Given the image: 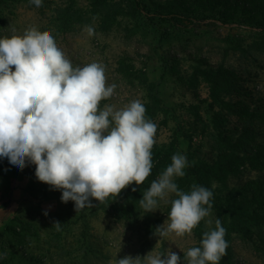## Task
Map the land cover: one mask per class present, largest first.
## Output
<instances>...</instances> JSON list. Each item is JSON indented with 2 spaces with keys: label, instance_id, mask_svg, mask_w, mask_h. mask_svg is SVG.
Here are the masks:
<instances>
[{
  "label": "rangeland",
  "instance_id": "obj_1",
  "mask_svg": "<svg viewBox=\"0 0 264 264\" xmlns=\"http://www.w3.org/2000/svg\"><path fill=\"white\" fill-rule=\"evenodd\" d=\"M259 1L264 5V0ZM145 2L154 9L187 8L216 18L185 22L179 27L180 33L159 45L155 31L136 19L131 0H41L39 10L28 7V0H0V37H22L34 28L39 34H51L73 66L101 63L106 84H115L116 89L99 106L121 108L139 100L145 117L156 125L151 152L156 147L168 156L183 154L189 164L218 166L221 154L227 160L230 156L236 159L238 154L226 138L234 142L244 128L250 127L255 133L247 148L254 153L264 143V116H260L264 113V32L238 20L249 17L264 23V9L252 14L242 9L227 10L229 5L224 4L210 13L203 8L204 0ZM68 8L71 19L66 22ZM222 13H233L235 23H223ZM85 25L93 27L91 37L83 31ZM220 69L225 71L230 87L220 90V98H216L213 82L206 74L217 76ZM157 82L162 108L152 101V86ZM242 108L246 112L240 114ZM170 162L165 158V168ZM34 170V165H26L13 171L0 163V207L8 206V222L0 226V254L6 253L0 264H115L125 255L143 258L152 250L156 254L166 249L182 260L187 249L199 246L203 232L214 229L216 219L230 239L231 264H264V225L249 221L241 233L233 230L232 223L234 209L243 211L248 206L246 184L264 180V169L250 163L229 173L224 182L208 183L207 189L218 197L219 214L211 210L191 235L164 238L153 232L167 220L174 197L158 200L154 212L149 213L138 202L153 178L142 182L132 216L116 218L113 211L102 207L106 204L113 209L116 199L124 209L126 202L117 196L101 202L92 200V207L85 212L76 211L60 201V191L37 181ZM183 177L175 178V183ZM254 209L250 204L248 211ZM21 221L31 229L21 227ZM57 221L61 223L59 230L53 227ZM9 227L21 229V238L12 237Z\"/></svg>",
  "mask_w": 264,
  "mask_h": 264
},
{
  "label": "clouds",
  "instance_id": "obj_2",
  "mask_svg": "<svg viewBox=\"0 0 264 264\" xmlns=\"http://www.w3.org/2000/svg\"><path fill=\"white\" fill-rule=\"evenodd\" d=\"M28 7L39 10L41 0H28ZM83 31L94 34L90 25ZM104 72L98 62L73 66L49 33L32 28L22 37H0V163L13 171L34 165L36 180L60 191V201H71L76 211L140 185L152 168L156 125L139 100L121 108L99 106L116 89L106 84ZM188 166L183 154L172 155L138 200L149 213L158 200L174 197L166 223L154 229L158 238L191 235L210 214L209 189L193 184L185 192L175 183ZM60 226L53 223L56 230ZM224 235L216 219L214 229L203 232L199 246L187 249L182 260L166 249L143 258L125 255L115 264H218L228 247Z\"/></svg>",
  "mask_w": 264,
  "mask_h": 264
},
{
  "label": "trees",
  "instance_id": "obj_3",
  "mask_svg": "<svg viewBox=\"0 0 264 264\" xmlns=\"http://www.w3.org/2000/svg\"><path fill=\"white\" fill-rule=\"evenodd\" d=\"M7 0H1V2ZM8 1H20V0H8ZM205 5L203 8L205 11L212 13L213 10H216L217 6L227 4V10H236L242 9L244 12L250 13H257L263 12L264 5L259 0H204ZM131 9L135 13L136 19L141 22V24L145 28H149L155 31L156 35L158 36L159 45L164 42L165 40L169 39L172 34L180 33L179 27L183 26L185 22L189 24H194L196 20L206 19V18H216L213 14L205 15L201 12H195L193 9L184 10L175 9L172 6L169 7H161L158 6L155 9L151 8L145 0H131ZM251 4H255V7H252ZM227 10L225 12H227ZM70 12L71 8H68L66 12L65 21H70ZM221 12V11H219ZM223 23H235L233 18V13L230 15H226V13H222ZM229 18L230 21H227ZM239 23L243 24L246 23L249 26L258 28L263 30L264 32V23H256L251 21L248 17H242L238 20ZM207 77L213 82V94L216 95V98H220L218 93L220 90L227 89L230 87V82L226 79V74L223 69H220L217 76H214L212 73H207ZM160 82L154 83L152 86L153 98L152 101L156 106L159 108L163 107L162 99L160 98ZM245 109H239V113H244ZM246 112V111H245ZM261 117L264 116V113L260 115ZM255 130L246 127L244 128L241 136L238 137L236 141H231L230 139L226 138V141L238 151L236 155V159L229 157L227 160V156L225 154H221L220 156V164L218 166H210L207 163H200V164H190L188 166V170L186 176L182 179L177 180L176 184L181 190H185L186 188H190L192 182L197 185L203 186L207 188L208 183L211 180H218L220 182H224L227 178L229 173H236L239 171V168L247 163H250L252 166L264 169V143H261L257 146L254 153H251L247 146L248 140L252 138L254 135ZM244 154V155H243ZM165 158L171 159V156L164 154L162 151L158 150L156 147L151 152V160H152V168L150 170V174L146 177L145 181L148 178H153L155 180V176L158 173H162L165 169ZM252 161H257V164H253ZM6 164V163H5ZM26 165H29L26 163ZM230 166L232 169H230ZM237 167L236 169H234ZM142 184V183H141ZM140 185H135L134 183L125 187L120 193L116 196L119 200H123L126 202V207L122 209L121 205L117 202L116 199H113L114 208L111 209L109 205L104 204L103 209L105 211H113L114 216L116 218H123V217H131L135 203L134 201L137 199L139 195V190L141 188ZM135 188V191L132 189ZM247 196L245 206H247L243 211L241 209H234L233 211V230L235 232H244L245 224L249 221L259 222L260 224L264 225V211L259 212L258 209L264 210V180L252 181L245 186ZM113 198L114 196H110ZM251 197V198H249ZM211 210L216 211L217 214L220 212V204L218 201V197H216L212 193L211 197ZM254 205L255 209L253 211H248L249 206ZM67 206L74 208V205L71 201L66 203ZM87 208L80 209V212H85ZM21 227L28 228L31 226L30 224L21 221ZM10 228V227H9ZM21 229L17 228H10L11 236L14 238H21ZM10 233V232H9ZM224 239L228 244V247L225 250L224 255L219 260L218 264H231L232 259V250L230 245L229 237L224 235ZM0 262H3V259H0Z\"/></svg>",
  "mask_w": 264,
  "mask_h": 264
},
{
  "label": "crops",
  "instance_id": "obj_4",
  "mask_svg": "<svg viewBox=\"0 0 264 264\" xmlns=\"http://www.w3.org/2000/svg\"><path fill=\"white\" fill-rule=\"evenodd\" d=\"M8 206L0 207V226L3 225V222H8V218L6 217V213Z\"/></svg>",
  "mask_w": 264,
  "mask_h": 264
}]
</instances>
